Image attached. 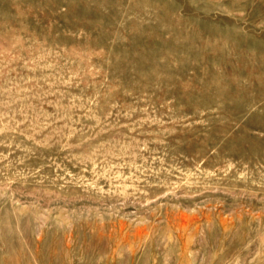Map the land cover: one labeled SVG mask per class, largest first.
I'll return each instance as SVG.
<instances>
[{"label": "rangeland", "instance_id": "obj_1", "mask_svg": "<svg viewBox=\"0 0 264 264\" xmlns=\"http://www.w3.org/2000/svg\"><path fill=\"white\" fill-rule=\"evenodd\" d=\"M0 264H264V0H0Z\"/></svg>", "mask_w": 264, "mask_h": 264}]
</instances>
